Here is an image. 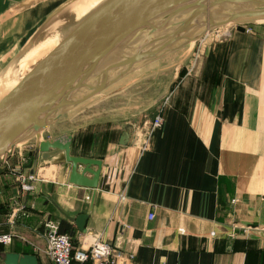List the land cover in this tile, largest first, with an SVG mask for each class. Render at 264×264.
Masks as SVG:
<instances>
[{
  "label": "crops",
  "instance_id": "0c3cea01",
  "mask_svg": "<svg viewBox=\"0 0 264 264\" xmlns=\"http://www.w3.org/2000/svg\"><path fill=\"white\" fill-rule=\"evenodd\" d=\"M77 1L0 0V67L51 29L64 37L81 20ZM244 27L151 57L4 154L0 232L23 239L0 245V264L7 252L53 264L43 252L48 220L75 248L98 241L126 264H264V21ZM158 114L142 148L139 128ZM65 134L71 154L101 161L95 191L69 184L67 163L38 153L33 176L26 166L41 139ZM23 178L33 190L20 188ZM82 213L84 232L74 222Z\"/></svg>",
  "mask_w": 264,
  "mask_h": 264
},
{
  "label": "water",
  "instance_id": "95a60500",
  "mask_svg": "<svg viewBox=\"0 0 264 264\" xmlns=\"http://www.w3.org/2000/svg\"><path fill=\"white\" fill-rule=\"evenodd\" d=\"M256 20L264 21V0L101 1L0 100V158L39 135L64 110L151 57L195 41L217 27L234 23L236 31L244 32L242 23ZM135 123L136 119L123 127L120 145L128 143ZM38 153L43 160L69 164V184L97 188L101 161L71 154V135L38 142L35 159L26 165L32 168V176ZM87 217L82 213L74 218L78 230L85 231ZM4 264H38V259L35 254L7 252Z\"/></svg>",
  "mask_w": 264,
  "mask_h": 264
},
{
  "label": "built area",
  "instance_id": "2783aa9c",
  "mask_svg": "<svg viewBox=\"0 0 264 264\" xmlns=\"http://www.w3.org/2000/svg\"><path fill=\"white\" fill-rule=\"evenodd\" d=\"M235 27H233V30L225 29L221 31L222 27L209 30L200 37V42L206 43L208 40L217 41L227 38L232 32L236 31ZM247 30L245 27V31ZM200 52V49L195 51V58L200 55ZM162 122L163 118L159 114L152 120L142 122L137 135V140L142 148L147 145V136L153 129L159 127ZM31 178V176H28V179ZM20 188L30 191L34 189V186L23 178L20 180ZM85 199L89 200V196H85ZM23 215L27 216L26 212ZM152 217L153 213L151 212L148 214V218L151 219ZM43 236L45 240L43 252L53 264H126L125 258L121 257L118 252H115L109 245L98 241L91 243L86 248H75L71 237L58 231V224L55 221L48 220L44 222ZM15 237L23 239L22 236H18L15 232H0V245L10 244ZM132 257V254L128 255V259H132Z\"/></svg>",
  "mask_w": 264,
  "mask_h": 264
},
{
  "label": "bare ground",
  "instance_id": "6f19581e",
  "mask_svg": "<svg viewBox=\"0 0 264 264\" xmlns=\"http://www.w3.org/2000/svg\"><path fill=\"white\" fill-rule=\"evenodd\" d=\"M78 1L81 2V4L79 5V6H81V9L76 10L75 8H73V10L76 12L78 19H82L83 16H85L91 9H93L95 6H97L103 0H78ZM77 2H75L73 4V6H76ZM256 21H258V20H256ZM78 26H79V23L74 24L73 28L71 30H73L74 28L77 29ZM62 37L63 36H61V37L56 36L53 39L51 38V39H48L46 41H39L36 44L30 45L27 48V50L23 53V55L18 59V62H15L17 66L14 65V63H13L6 68L4 76L0 78V100L5 95H7L13 88H15L19 83H21L23 81V79L25 78V76L27 74H29V72L41 60H43L53 48L57 47V45L60 42V40L62 39ZM161 56H162V54H161ZM154 59H156V58H154ZM17 67L23 69V71L25 70L24 72H22L21 76H19V77L15 76L17 73Z\"/></svg>",
  "mask_w": 264,
  "mask_h": 264
},
{
  "label": "rangeland",
  "instance_id": "374dc122",
  "mask_svg": "<svg viewBox=\"0 0 264 264\" xmlns=\"http://www.w3.org/2000/svg\"><path fill=\"white\" fill-rule=\"evenodd\" d=\"M80 2V1H79ZM73 8H74V6H73ZM75 9L77 10L78 9V5H76L75 6ZM248 23V25H250L252 22H247ZM243 25L245 24L246 25V23H242ZM66 25V23L64 22V21H62L61 22V24H60V27H63V26H65ZM235 26V24L234 23H232V24H229V25H225V26H221L222 27V29H221V31H224L225 29H231V30H233V27ZM53 29H51V31H48V33H47V37H46V39H43L44 41H46V40H48V39H53L54 38V36H55V34H57V31L56 30H53ZM46 33V32H45ZM210 34H213V33H210ZM209 34V35H210ZM208 37V36H207ZM212 37H213V35H212ZM210 38V37H209ZM42 40V41H43ZM197 43H199V42H197ZM201 43V42H200ZM190 46H193V44H189ZM188 47V46H187ZM185 49H186V47H185ZM195 49V48H194ZM193 49V53H195V51L196 50H194ZM23 53V52H22ZM21 53V54H22ZM22 56V55H21ZM15 57V56H14ZM12 58L8 63H5L4 65H1V67H0V78L1 77H3L4 76V73H5V70H6V68L8 67V66H10L11 64H13L14 63V65H16V63L15 62H18V58L19 57H17V58ZM17 66V65H16ZM25 71V70H24ZM23 71V69H21V68H18L17 67V73H16V77H19V76H21V74H22V72H24ZM132 89H134L133 87H132ZM19 185H20V182H19Z\"/></svg>",
  "mask_w": 264,
  "mask_h": 264
},
{
  "label": "trees",
  "instance_id": "16d2710c",
  "mask_svg": "<svg viewBox=\"0 0 264 264\" xmlns=\"http://www.w3.org/2000/svg\"><path fill=\"white\" fill-rule=\"evenodd\" d=\"M73 243V242H72Z\"/></svg>",
  "mask_w": 264,
  "mask_h": 264
}]
</instances>
